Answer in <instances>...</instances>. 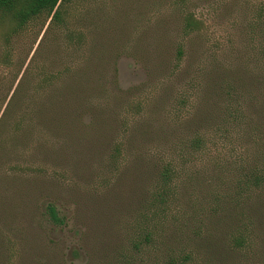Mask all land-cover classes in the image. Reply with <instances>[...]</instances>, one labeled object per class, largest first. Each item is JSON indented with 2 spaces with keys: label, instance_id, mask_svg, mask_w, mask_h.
I'll return each mask as SVG.
<instances>
[{
  "label": "rangeland",
  "instance_id": "374dc122",
  "mask_svg": "<svg viewBox=\"0 0 264 264\" xmlns=\"http://www.w3.org/2000/svg\"><path fill=\"white\" fill-rule=\"evenodd\" d=\"M55 9L0 14V264H264V0Z\"/></svg>",
  "mask_w": 264,
  "mask_h": 264
},
{
  "label": "trees",
  "instance_id": "16d2710c",
  "mask_svg": "<svg viewBox=\"0 0 264 264\" xmlns=\"http://www.w3.org/2000/svg\"><path fill=\"white\" fill-rule=\"evenodd\" d=\"M59 0H0V14L10 17L18 26L25 24L30 19L45 14L49 16L52 13V18L57 15V10L55 9ZM192 23L190 21L186 22L189 26ZM204 138L199 134H195L189 138V140L184 144V149L187 150H200L205 145ZM183 157V154L179 155V158ZM156 177V189L152 195L153 206L160 208L167 197L169 196V189L175 180L176 170L172 161H164L162 165L158 168ZM262 180V175L251 173L249 176L245 177V181L239 183V190L248 186H257ZM51 216H53L52 209L49 210ZM145 227V230L141 229V235L131 243V250L135 254L139 252L143 247L147 249H155L154 244V225L150 227ZM241 242L240 237H235L233 239V244L239 245ZM187 260V256L184 255L181 259H175L172 255L168 254L167 259L163 264H184ZM122 264H143V260L135 262L132 259H125V263Z\"/></svg>",
  "mask_w": 264,
  "mask_h": 264
}]
</instances>
